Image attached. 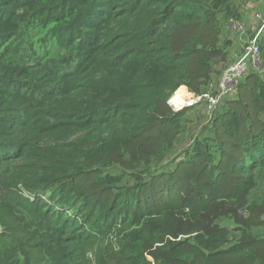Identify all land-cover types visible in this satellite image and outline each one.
<instances>
[{
	"label": "trees",
	"instance_id": "trees-1",
	"mask_svg": "<svg viewBox=\"0 0 264 264\" xmlns=\"http://www.w3.org/2000/svg\"><path fill=\"white\" fill-rule=\"evenodd\" d=\"M236 3L0 0V264H264V69L166 103L217 85Z\"/></svg>",
	"mask_w": 264,
	"mask_h": 264
},
{
	"label": "built area",
	"instance_id": "built-area-1",
	"mask_svg": "<svg viewBox=\"0 0 264 264\" xmlns=\"http://www.w3.org/2000/svg\"><path fill=\"white\" fill-rule=\"evenodd\" d=\"M255 19L260 23L246 37L239 57L223 71L217 85L215 87L210 85L209 91L201 95L191 94L184 86L178 88L166 102L171 111L178 112L185 108L203 105L209 114L223 99L237 95L242 76L250 67L257 68L260 59V43L264 39V20L257 14ZM244 27L242 21H231L229 29L235 34H238L237 32L244 34L247 30ZM182 88H185L184 93L178 94Z\"/></svg>",
	"mask_w": 264,
	"mask_h": 264
},
{
	"label": "rangeland",
	"instance_id": "rangeland-1",
	"mask_svg": "<svg viewBox=\"0 0 264 264\" xmlns=\"http://www.w3.org/2000/svg\"><path fill=\"white\" fill-rule=\"evenodd\" d=\"M235 1L237 2L238 8L242 11L243 16L247 14L246 16L250 17L249 18L250 21L245 18L242 19L243 21L241 20L244 26L246 27L244 28L247 29L244 34H240L239 32H237L238 34L233 33L232 31H230L227 25L225 29L222 31V35L220 36L221 42L223 41V39H227L231 42V45L228 49V55H227L225 63L217 67V69L221 71V74L219 75L218 79H220L223 71L239 57L242 47L245 43L246 37H248L251 33V30L255 28L256 26H258V24L260 23V22L257 23L255 19L256 14L262 17L264 20V1H262L263 5H259L258 6L259 8L257 10L255 6H256V3L260 4L259 0H235ZM247 4H254L255 6L248 7ZM261 45H262V50H263V56L262 58L259 59L258 67L255 69H253V67H250V69H248L249 72L252 70H256V71H259V73H262L264 69V39L261 41ZM248 71L246 73H249ZM195 110L198 113L205 114V108L203 105L196 106ZM226 225H228V223H226Z\"/></svg>",
	"mask_w": 264,
	"mask_h": 264
},
{
	"label": "crops",
	"instance_id": "crops-1",
	"mask_svg": "<svg viewBox=\"0 0 264 264\" xmlns=\"http://www.w3.org/2000/svg\"><path fill=\"white\" fill-rule=\"evenodd\" d=\"M259 1H260V4L256 3V6H255L254 4H247V6H248V7H251V6L254 7V6H255V7H256V10H257V9L259 8V7H258L259 5H263V4H262V1H264V0H259ZM257 4H258V5H257ZM236 5H237V3H236ZM248 7H247V8H248ZM240 12L242 13L241 10H240ZM246 15H247V14H245V16L242 17V19L245 18V19H248V20L250 21V19H249L250 17H249V16H246ZM242 21H243V20H242Z\"/></svg>",
	"mask_w": 264,
	"mask_h": 264
},
{
	"label": "bare ground",
	"instance_id": "bare-ground-1",
	"mask_svg": "<svg viewBox=\"0 0 264 264\" xmlns=\"http://www.w3.org/2000/svg\"><path fill=\"white\" fill-rule=\"evenodd\" d=\"M184 91H185V89H184V90H182V91H180L178 94H180V93L182 94V93H184Z\"/></svg>",
	"mask_w": 264,
	"mask_h": 264
}]
</instances>
